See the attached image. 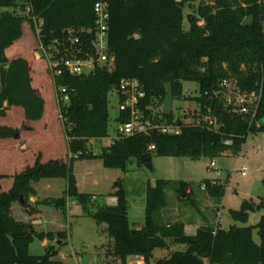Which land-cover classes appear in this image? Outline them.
Segmentation results:
<instances>
[{"label": "trees", "instance_id": "obj_1", "mask_svg": "<svg viewBox=\"0 0 264 264\" xmlns=\"http://www.w3.org/2000/svg\"><path fill=\"white\" fill-rule=\"evenodd\" d=\"M99 1L106 2L110 12L108 46L115 56L114 69L109 71L106 66H98L90 75L54 77L58 106L69 139L70 161L56 158L43 162L38 156L32 166L14 176L10 189L5 191L0 184V264H64L55 259L58 249L50 243L61 241L59 244H63L68 239V231L62 225L46 230L45 221L34 217L23 220L13 208L19 203L27 209L30 198L37 194L33 185L41 180L66 179L67 193L44 199L40 204L57 209L51 212L52 216L56 213L65 216L69 196L87 209L92 195L74 191V154L80 152L78 158H99L106 167L126 171L132 158L144 166L151 162L153 152L158 156L192 159L215 158L227 151L238 154L250 133L264 132L263 93L255 119L214 102L213 114L221 123L218 131L197 124L184 127L183 133L177 136L153 133L124 137L99 154L86 153L89 140L108 136L109 93L117 91L123 79L135 78L144 85V105L156 100L159 104L163 102L167 84L172 96L181 98L184 81H196L202 95L225 78H235L247 89L254 88L256 83L264 88V0H211L210 4L199 7L198 16L188 17V31L184 30L185 6L200 0H0V117H6L11 107H20L25 122H36L43 119L46 111V99L33 86L30 62L24 57L10 59L7 54L22 38L23 24L28 22L33 28L35 15L43 20L39 32L43 47L50 46L54 40L69 45L70 37H79L81 43L73 47L81 48L79 56L86 58L93 54L94 5ZM29 5L32 11L27 12ZM199 19L204 20V25H198ZM208 33L214 35V42L203 40ZM66 95L69 101L63 103ZM197 100L205 103L206 97H197ZM164 115L167 121H173L172 113ZM126 119L127 116L120 115L114 121ZM18 137L19 130L0 125V139ZM150 145H155V149L149 150ZM217 180L205 179L204 185L208 195L221 201L228 179ZM167 184L164 179L147 183L145 222L141 228L130 224L129 202L121 179L113 184L116 204L98 205L91 213L97 223L107 224L105 232L112 239L105 250L109 264H128L130 256L143 257L144 264H204L206 261L208 264H264V198L244 200L239 210H230L231 217L243 223L251 212H263L256 226L260 237L257 244L253 226L224 229L220 225L215 228L201 225L190 234L183 220H157L156 214L167 207ZM181 187L190 188L186 182ZM61 219L60 215L53 216V222L61 223ZM35 240L49 242L44 254L30 253V245ZM170 241L185 249L173 250L168 256L153 260L154 251L168 248Z\"/></svg>", "mask_w": 264, "mask_h": 264}, {"label": "rangeland", "instance_id": "obj_2", "mask_svg": "<svg viewBox=\"0 0 264 264\" xmlns=\"http://www.w3.org/2000/svg\"><path fill=\"white\" fill-rule=\"evenodd\" d=\"M210 3L211 0H200L185 6V31L189 30L188 17L198 16L199 7ZM198 25H204V20L199 19ZM23 32L22 38L7 50V54L10 59L24 57L30 62L34 72V85L45 96L47 106L45 117L40 120L41 122H32L35 124L25 122L20 107H11L6 117H0V125L19 130L18 138L0 139V176H3L0 184L5 191L11 188L14 176L32 166L38 156L43 162L56 158L70 161L69 139L58 106L54 76L49 71L48 57L42 50L39 39L40 27L34 25L32 28L30 23L25 22ZM200 95L199 84L196 81L183 82L181 98L173 97L170 85L167 84L163 102L157 108L160 109V113H172L178 120H193L199 114L201 101L197 100V97L200 98ZM108 108L109 129L110 127L112 129L119 109L116 91L109 93ZM111 135L114 136V133ZM109 143L110 139L97 141L91 139L87 142L86 153L99 154L110 145ZM212 160L216 162L215 171L208 168ZM151 166L152 170L146 165L140 166L137 159L132 158L127 170L123 171L120 168L106 167L99 158H75L72 170L76 178L77 191L92 195L91 204L87 209L74 198L67 196V214L65 216L54 214L56 218L60 215L62 222H53L51 212L58 210L40 203L44 199L60 197L67 193L68 183L66 179H44L33 185L37 194L30 198L27 209L18 203L13 211L26 221H30L31 217L45 221L43 227L46 230L57 229V225H62L68 231V239L63 241V244L50 243L57 246L56 260L65 264H109L105 250L112 239L105 232L107 224L97 223L91 213L98 205L110 202L114 192L113 184L121 179L129 202L128 217L131 226L144 224L147 183L154 184L156 180L164 179L168 181L165 189L167 207L156 214L157 220L165 222L180 219L189 227L192 224L210 225L214 228L220 225L224 229L232 226H253L254 240L257 244L260 243L256 226L263 212H251L247 221L243 223L235 221L230 215V210H239L244 200L259 201L264 198V132L250 133L238 154L227 151L215 158L192 159L158 156L153 152ZM243 169H246L245 175L242 173ZM217 177V181L228 179L221 201L214 199L208 195L206 189H203L205 179ZM182 182L188 183L190 188L184 190L181 187ZM45 246L43 241L35 240L30 245V253L44 254ZM183 249H185L183 245L170 241L168 248H158L154 251L153 260L168 256L173 250ZM128 264H136V260L130 258Z\"/></svg>", "mask_w": 264, "mask_h": 264}, {"label": "built area", "instance_id": "obj_3", "mask_svg": "<svg viewBox=\"0 0 264 264\" xmlns=\"http://www.w3.org/2000/svg\"><path fill=\"white\" fill-rule=\"evenodd\" d=\"M32 11L31 5L27 7V12ZM95 12V38L93 41V54L89 57L82 58L79 56L81 48L76 50L73 45L81 43L79 37H70L69 45L66 42L54 40L53 44L43 47L45 55L48 57V65L50 73L56 78L63 74L72 76L90 75L96 68L106 66L112 71L115 66V56L109 51L108 32L110 12L108 4L99 1L94 5ZM35 25L41 27L42 19L33 17ZM59 47H62L61 51ZM55 49V50H54ZM57 51V55L55 54ZM65 91V89H62ZM119 102L117 117L127 116L124 122H115V126L109 129L108 136L102 139H110V145L124 137L136 135H147L158 133L161 135L177 136L183 133L184 127L203 124L215 131L221 127L218 117L213 114L212 105L214 102L221 104L224 108L237 112L243 117L255 119L260 111L263 99L264 88L262 84L256 83L252 89L244 88L235 78H225L219 84L207 90L200 97L205 96L206 102H200V109L197 118L193 120H178L174 118L172 122L166 120L164 113H160L159 105L156 100L153 104L144 105L146 99V91L144 85L135 78L123 79L120 82L119 89L116 91ZM64 102H68V96H64ZM145 106V109H143ZM114 133V136L111 134ZM230 143V140L226 141ZM109 145V146H110ZM155 145H150L149 150H154ZM81 153L74 154V158H78ZM216 162L212 160L208 164V168L212 171L216 170ZM246 174V169L242 170ZM220 172H218V175ZM215 179H218L215 178ZM214 179V180H215ZM205 188V185L203 187ZM116 198L113 199L115 201Z\"/></svg>", "mask_w": 264, "mask_h": 264}, {"label": "crops", "instance_id": "obj_4", "mask_svg": "<svg viewBox=\"0 0 264 264\" xmlns=\"http://www.w3.org/2000/svg\"><path fill=\"white\" fill-rule=\"evenodd\" d=\"M32 76H33V86L34 87H36L35 85H34V72H33V70H32ZM39 91H40V93L42 94V92H41V90L38 88V87H36ZM43 95V94H42ZM44 96V95H43ZM44 98H45V96H44ZM46 99V98H45ZM46 106H47V100H46ZM23 110V109H22ZM24 114V113H23ZM45 114H46V111H45ZM44 117H45V115H44ZM43 120V119H42ZM41 120V121H42ZM41 121H39V122H41ZM28 123H30V124H35V123H32V122H28ZM24 145H26V144H24ZM115 197L114 196H112L111 197V200H110V202H108V204H110V205H114V204H116V202H117V199H115V201H113V199H114ZM145 206H146V202H145ZM145 206H144V209H145ZM188 216H191V215H188ZM144 224H138L137 225V228H141L142 226H143ZM200 225L199 224H192L190 227L189 226H187L186 225V232L187 233H190V234H193V233H195V231H196V229L199 227ZM44 242V244L47 246L48 244H49V242L47 241V240H44L43 241ZM130 258H133V259H135L136 260V264H144V260H143V257H141V256H130L129 258H128V260L130 259ZM64 264H65V262H63Z\"/></svg>", "mask_w": 264, "mask_h": 264}, {"label": "water", "instance_id": "obj_5", "mask_svg": "<svg viewBox=\"0 0 264 264\" xmlns=\"http://www.w3.org/2000/svg\"><path fill=\"white\" fill-rule=\"evenodd\" d=\"M203 40L205 42H214L215 41V37H214L213 34H211V35L204 36ZM263 122H264V120H263ZM146 167H148L150 170H152V166H151V162L150 161L146 163ZM74 191L78 192L76 187H74ZM182 197L184 198L185 195L183 194ZM59 243H61V241H59Z\"/></svg>", "mask_w": 264, "mask_h": 264}]
</instances>
